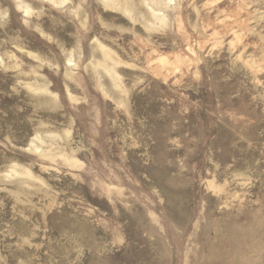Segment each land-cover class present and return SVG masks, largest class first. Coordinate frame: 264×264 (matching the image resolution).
Returning <instances> with one entry per match:
<instances>
[{
  "label": "rangeland",
  "instance_id": "rangeland-1",
  "mask_svg": "<svg viewBox=\"0 0 264 264\" xmlns=\"http://www.w3.org/2000/svg\"><path fill=\"white\" fill-rule=\"evenodd\" d=\"M0 264H264V0H0Z\"/></svg>",
  "mask_w": 264,
  "mask_h": 264
},
{
  "label": "clouds",
  "instance_id": "clouds-1",
  "mask_svg": "<svg viewBox=\"0 0 264 264\" xmlns=\"http://www.w3.org/2000/svg\"><path fill=\"white\" fill-rule=\"evenodd\" d=\"M0 18L7 20L8 18V11L5 9L2 14H0Z\"/></svg>",
  "mask_w": 264,
  "mask_h": 264
}]
</instances>
